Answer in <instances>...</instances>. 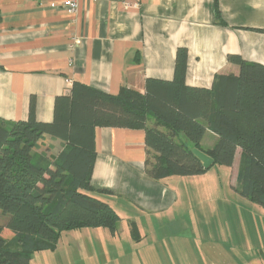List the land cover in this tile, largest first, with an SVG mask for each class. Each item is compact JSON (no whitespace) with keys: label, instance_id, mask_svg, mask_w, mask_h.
Segmentation results:
<instances>
[{"label":"crops","instance_id":"0c3cea01","mask_svg":"<svg viewBox=\"0 0 264 264\" xmlns=\"http://www.w3.org/2000/svg\"><path fill=\"white\" fill-rule=\"evenodd\" d=\"M63 1L0 0V119L28 120L34 98L36 119L52 122L56 97L74 81L112 94L123 86L144 92L148 78L174 79L179 48L188 50L192 87L211 89L217 75L239 74L232 54L264 65V0H218L224 25L216 0H78L74 13ZM95 139L92 185L108 191L97 195L121 217L115 233L95 228L100 234H132L131 222L138 234H162L146 258L157 264H264V207L235 190L241 148L220 168L223 178L211 167L155 180L146 171L144 129L97 127ZM217 139L207 129L202 146ZM44 140L58 149L51 154L63 149L59 138ZM198 240L218 243L207 260L197 258Z\"/></svg>","mask_w":264,"mask_h":264},{"label":"trees","instance_id":"16d2710c","mask_svg":"<svg viewBox=\"0 0 264 264\" xmlns=\"http://www.w3.org/2000/svg\"><path fill=\"white\" fill-rule=\"evenodd\" d=\"M215 13L224 25L218 0ZM229 59L239 74L217 75L211 89L186 84L188 50L179 48L174 79L148 78L144 92L123 86L112 94L74 81L56 97L52 122L36 119L34 98L28 120L0 119V264H30L65 231L118 230L120 215L97 195L108 191L92 185L97 127L144 129L146 171L155 180L231 167L241 148L235 190L264 207V65L238 54ZM207 129L218 136L208 149ZM46 135L63 141L59 153L36 150ZM194 148L215 163L205 168ZM131 232L138 234L135 222Z\"/></svg>","mask_w":264,"mask_h":264},{"label":"rangeland","instance_id":"374dc122","mask_svg":"<svg viewBox=\"0 0 264 264\" xmlns=\"http://www.w3.org/2000/svg\"><path fill=\"white\" fill-rule=\"evenodd\" d=\"M45 145L54 148L46 149ZM36 150L48 153L58 151L54 144L45 140ZM222 167L218 164L212 166V173H219L218 175L223 178L226 169H220ZM2 234H7V231L4 230ZM201 235L219 237L217 234ZM161 236L162 234H135V238L133 234H116V238H113L111 234H100V231L95 228L65 231L60 236L54 250L36 252L30 264H157V260L153 259L151 263V259L147 261L146 258L154 242H161ZM197 237L201 239L199 235ZM199 240L197 258L199 261L207 260L209 258L208 248L218 243L211 241L206 245L205 242ZM163 256L160 253V257ZM220 257L224 258V256ZM170 258L171 256L168 257L169 260Z\"/></svg>","mask_w":264,"mask_h":264},{"label":"water","instance_id":"95a60500","mask_svg":"<svg viewBox=\"0 0 264 264\" xmlns=\"http://www.w3.org/2000/svg\"><path fill=\"white\" fill-rule=\"evenodd\" d=\"M193 152L203 161L205 168H210L215 163V160L206 152L197 148H194Z\"/></svg>","mask_w":264,"mask_h":264},{"label":"built area","instance_id":"2783aa9c","mask_svg":"<svg viewBox=\"0 0 264 264\" xmlns=\"http://www.w3.org/2000/svg\"><path fill=\"white\" fill-rule=\"evenodd\" d=\"M115 1H119V0H115ZM125 3H128V2H125ZM62 4H63V7L68 12L74 13L77 10V7H78V0H64Z\"/></svg>","mask_w":264,"mask_h":264}]
</instances>
